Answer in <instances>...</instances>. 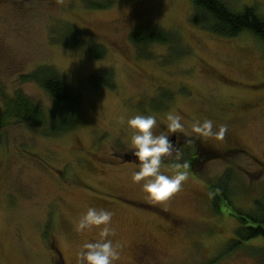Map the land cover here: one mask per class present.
Wrapping results in <instances>:
<instances>
[{
  "label": "rangeland",
  "instance_id": "obj_1",
  "mask_svg": "<svg viewBox=\"0 0 264 264\" xmlns=\"http://www.w3.org/2000/svg\"><path fill=\"white\" fill-rule=\"evenodd\" d=\"M89 1L0 0V264H78L82 245L98 238V229L74 228L89 207L114 213L116 264H132L130 249L143 234L165 251L146 264H264V240L241 241V222L231 215L264 216V42L250 31L206 30L193 19L212 17L198 14L192 0H115L106 9ZM222 1L264 18V0ZM142 27L174 41L137 44L131 36ZM93 45L106 49L103 58L88 56ZM43 69L65 80L76 105L55 104L32 78ZM109 72L114 87L94 86L92 78ZM20 96L43 110V122L3 121ZM247 103L259 104L244 110ZM73 109L74 129L47 132ZM170 110L189 122L211 115L236 122L224 141H205L221 156L198 155L181 191L150 203L131 180L139 164L124 158L132 156L127 120L156 116L159 134ZM230 143L238 150H227ZM186 158L165 157L162 171L173 175ZM217 189L230 200L220 211L208 195ZM174 222L181 232L173 239L164 231Z\"/></svg>",
  "mask_w": 264,
  "mask_h": 264
},
{
  "label": "clouds",
  "instance_id": "obj_2",
  "mask_svg": "<svg viewBox=\"0 0 264 264\" xmlns=\"http://www.w3.org/2000/svg\"><path fill=\"white\" fill-rule=\"evenodd\" d=\"M124 118L121 117V120ZM166 132L159 134L158 119L153 115L138 114L127 120L128 127L132 130L130 139L131 155L136 158L139 170L135 171L131 180L139 184L150 203H165L176 193L180 192L184 182L189 177L190 162L175 164L173 175H167L162 171L164 158L173 151L180 158V152L175 148L171 139L174 135L183 134L191 143L192 139L215 140L222 142L228 133V126L217 125L212 119H194L191 122L175 111L170 110L165 119ZM172 134V135H169ZM219 193L209 192L210 197ZM114 213L107 209L89 207L87 211L74 220V228L78 233H85L98 229V238L92 242H86L77 253L78 264H116L120 259V242L113 241L115 229L112 227Z\"/></svg>",
  "mask_w": 264,
  "mask_h": 264
},
{
  "label": "trees",
  "instance_id": "obj_3",
  "mask_svg": "<svg viewBox=\"0 0 264 264\" xmlns=\"http://www.w3.org/2000/svg\"><path fill=\"white\" fill-rule=\"evenodd\" d=\"M192 2L198 14L206 13L212 17L210 21L201 20L199 15L197 18L193 19L195 23L202 25L206 30L224 37H235L243 31H250L264 42V18L257 14L255 8L246 7L243 12L236 13L231 11L228 5L222 0H192ZM114 3L115 0H91L88 2V6L93 9H106L113 6ZM131 39L135 43L143 45L148 42L166 44L174 41L173 37L158 27L139 28L132 34ZM87 52L88 56L91 58L100 59L105 56L106 49L101 46L93 45ZM43 70L32 78L41 83L45 91L53 98L55 104L57 106H62L73 101L72 103L76 105L79 99L72 97L71 89L65 80L51 69ZM92 82L96 87H114V80L111 72L102 76H95L92 78ZM74 113L75 111L73 109L68 115L63 116L57 122L53 123L47 132L50 134H60L67 130L74 129L76 127V124H74ZM4 117V122L5 119H15L18 122H29L35 121L36 118L40 119L42 122L44 121L43 110L35 107L34 104L22 96L8 102ZM3 121L2 123H4ZM66 122H68L69 125L66 124ZM61 123H64L66 126H60ZM219 155L221 156L222 153ZM223 192V196L220 197L217 194L213 197L217 210L221 209L222 203L225 200L226 204L230 202L225 189ZM231 215L235 216L241 222V226L237 230L238 238L241 241L253 239L264 240V216L257 217L252 213L238 210L232 211ZM251 222H254L255 225L247 226ZM233 243L237 245L241 244L238 241H233L232 244Z\"/></svg>",
  "mask_w": 264,
  "mask_h": 264
},
{
  "label": "flooded vegetation",
  "instance_id": "obj_4",
  "mask_svg": "<svg viewBox=\"0 0 264 264\" xmlns=\"http://www.w3.org/2000/svg\"><path fill=\"white\" fill-rule=\"evenodd\" d=\"M259 103H247L246 108L244 110H248L253 105H258ZM208 117L207 119H209ZM217 125L224 124L228 126V129H230V126H232L236 120L229 118L227 120H223L221 118H215L211 115V118ZM169 135H172L169 133ZM175 144V148L179 150L180 156H187V161L190 162L192 165L195 161H198L200 157L198 155L203 153H209V155H215L220 156V150L212 147L205 143L204 140L199 139H192V142H188V138H186L183 134H177L174 135L171 138ZM227 150H238V147L234 145V143H230V145L226 146ZM128 158H130V161L128 162H136V158L134 156L127 155ZM125 155V159L127 158ZM177 157L176 151H173L171 155L167 156L170 157ZM185 161V160H184ZM133 203H137L141 206H148L142 202H136L132 201ZM165 234L169 236L170 238H176L179 236L181 232V226L177 225L176 222L174 224L170 225L165 231ZM96 238H92V241H94ZM131 257H132V264H146V263H152V262H159L160 259L164 256L165 251L163 249L162 243L160 240L155 237L152 234H143L139 238V240H136L130 249Z\"/></svg>",
  "mask_w": 264,
  "mask_h": 264
},
{
  "label": "water",
  "instance_id": "obj_5",
  "mask_svg": "<svg viewBox=\"0 0 264 264\" xmlns=\"http://www.w3.org/2000/svg\"><path fill=\"white\" fill-rule=\"evenodd\" d=\"M128 161H130V158H128V156H127V158H126Z\"/></svg>",
  "mask_w": 264,
  "mask_h": 264
}]
</instances>
